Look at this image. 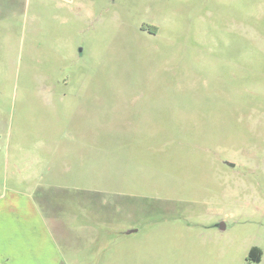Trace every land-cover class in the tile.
I'll return each instance as SVG.
<instances>
[{"label":"rangeland","instance_id":"rangeland-1","mask_svg":"<svg viewBox=\"0 0 264 264\" xmlns=\"http://www.w3.org/2000/svg\"><path fill=\"white\" fill-rule=\"evenodd\" d=\"M22 193L55 195L66 256L85 229L124 264H264V0H0V205Z\"/></svg>","mask_w":264,"mask_h":264},{"label":"crops","instance_id":"crops-1","mask_svg":"<svg viewBox=\"0 0 264 264\" xmlns=\"http://www.w3.org/2000/svg\"><path fill=\"white\" fill-rule=\"evenodd\" d=\"M81 150L85 147L81 146ZM54 194L37 195L22 193L13 203L8 199L0 205V264H124V242L118 240H103L93 243L88 239L84 229V240L80 250L73 255L61 253L58 243L59 235L55 234L53 226H49L41 210L35 203L36 199L51 198ZM89 199V198H88ZM90 211H87L89 214ZM52 213L49 215L52 219ZM86 220L85 215L83 216ZM88 215L87 222H90ZM55 220H52V225ZM134 230H130L132 232ZM123 235V230L115 231ZM71 248V247H69ZM74 248V247H73ZM72 249V248H71ZM73 251V250H72ZM71 251V253H72Z\"/></svg>","mask_w":264,"mask_h":264},{"label":"trees","instance_id":"trees-1","mask_svg":"<svg viewBox=\"0 0 264 264\" xmlns=\"http://www.w3.org/2000/svg\"><path fill=\"white\" fill-rule=\"evenodd\" d=\"M249 257L254 262H259L260 261L261 253H260V250L258 249V247L253 246L250 249V251H249Z\"/></svg>","mask_w":264,"mask_h":264},{"label":"water","instance_id":"water-1","mask_svg":"<svg viewBox=\"0 0 264 264\" xmlns=\"http://www.w3.org/2000/svg\"><path fill=\"white\" fill-rule=\"evenodd\" d=\"M228 164H231V165H233V163H231V162H228Z\"/></svg>","mask_w":264,"mask_h":264}]
</instances>
